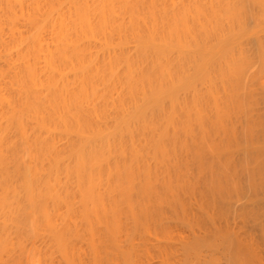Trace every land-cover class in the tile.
Here are the masks:
<instances>
[{
    "label": "bare ground",
    "instance_id": "6f19581e",
    "mask_svg": "<svg viewBox=\"0 0 264 264\" xmlns=\"http://www.w3.org/2000/svg\"><path fill=\"white\" fill-rule=\"evenodd\" d=\"M0 264H264V0H0Z\"/></svg>",
    "mask_w": 264,
    "mask_h": 264
}]
</instances>
